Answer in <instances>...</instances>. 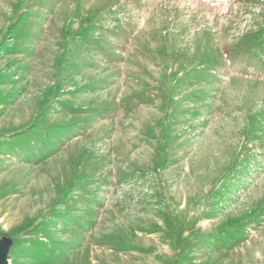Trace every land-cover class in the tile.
<instances>
[{
    "label": "rangeland",
    "instance_id": "obj_1",
    "mask_svg": "<svg viewBox=\"0 0 264 264\" xmlns=\"http://www.w3.org/2000/svg\"><path fill=\"white\" fill-rule=\"evenodd\" d=\"M0 139L10 264H264V0H0Z\"/></svg>",
    "mask_w": 264,
    "mask_h": 264
},
{
    "label": "water",
    "instance_id": "obj_2",
    "mask_svg": "<svg viewBox=\"0 0 264 264\" xmlns=\"http://www.w3.org/2000/svg\"><path fill=\"white\" fill-rule=\"evenodd\" d=\"M13 245L14 242L11 239L0 241V264H10L9 255Z\"/></svg>",
    "mask_w": 264,
    "mask_h": 264
},
{
    "label": "trees",
    "instance_id": "obj_3",
    "mask_svg": "<svg viewBox=\"0 0 264 264\" xmlns=\"http://www.w3.org/2000/svg\"><path fill=\"white\" fill-rule=\"evenodd\" d=\"M10 138H11V137H10ZM1 139H2V142H4V141H3V137H2ZM1 139H0V140H1Z\"/></svg>",
    "mask_w": 264,
    "mask_h": 264
}]
</instances>
